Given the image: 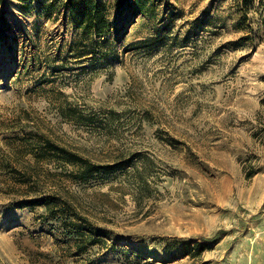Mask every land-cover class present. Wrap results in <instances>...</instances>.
<instances>
[{
    "label": "rangeland",
    "instance_id": "rangeland-1",
    "mask_svg": "<svg viewBox=\"0 0 264 264\" xmlns=\"http://www.w3.org/2000/svg\"><path fill=\"white\" fill-rule=\"evenodd\" d=\"M2 8L0 264H264V0H163L154 44L133 25L90 60L57 14ZM38 135L123 167L74 181L29 152ZM44 193L102 242L73 256L43 206L17 204Z\"/></svg>",
    "mask_w": 264,
    "mask_h": 264
},
{
    "label": "trees",
    "instance_id": "trees-1",
    "mask_svg": "<svg viewBox=\"0 0 264 264\" xmlns=\"http://www.w3.org/2000/svg\"><path fill=\"white\" fill-rule=\"evenodd\" d=\"M23 11L37 7L50 15L60 16L62 25L69 24L76 31L77 39L72 41V56L85 57L90 60L94 52L104 49L109 38L117 42L128 33L133 25L145 26L150 31L142 41L145 45L154 44L155 36L161 34L163 20L160 6L163 0H16ZM253 0H235L242 8H246ZM5 0H0V34L9 27L2 8ZM126 14L122 16V14ZM122 23L119 25V21ZM242 19V18H241ZM244 18L242 19V21ZM90 55V57H88ZM92 55V56H91ZM34 59V58H33ZM61 112L68 118L91 123L92 119L84 115L77 107L63 106ZM32 139V140H31ZM29 152L36 160L53 161L63 168H70L68 176L74 181H86L100 173L119 170L123 164H95L76 152L60 146L43 135L29 137ZM13 171V170H12ZM16 172V171H14ZM26 181H22V184ZM19 207L43 206L46 216L60 223L67 242H72L73 256H78L89 247L102 242L104 230L90 223L65 199L54 194H39L21 199ZM197 252L204 245L196 243Z\"/></svg>",
    "mask_w": 264,
    "mask_h": 264
}]
</instances>
